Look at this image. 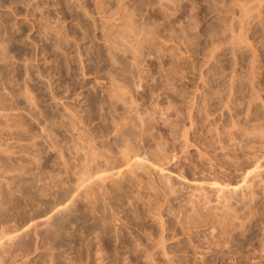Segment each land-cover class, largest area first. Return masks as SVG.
Returning a JSON list of instances; mask_svg holds the SVG:
<instances>
[{"label": "rangeland", "instance_id": "rangeland-1", "mask_svg": "<svg viewBox=\"0 0 264 264\" xmlns=\"http://www.w3.org/2000/svg\"><path fill=\"white\" fill-rule=\"evenodd\" d=\"M118 1L0 0V264H264V0Z\"/></svg>", "mask_w": 264, "mask_h": 264}, {"label": "bare ground", "instance_id": "bare-ground-1", "mask_svg": "<svg viewBox=\"0 0 264 264\" xmlns=\"http://www.w3.org/2000/svg\"><path fill=\"white\" fill-rule=\"evenodd\" d=\"M119 1H120V0H119ZM119 1H118L117 3L120 4L121 2H119ZM116 6H118V4H117ZM118 7H119V6H118ZM119 9H121V8H119ZM145 34H146V33H145ZM143 37H144V35H143ZM143 37H142V38H143ZM144 39H145V38H144ZM129 62H130V61H129ZM133 62H134V61H133ZM127 63H128V62H127ZM138 63H139V62H138ZM128 64H129V63H128ZM129 66H130V64H129ZM136 66H137V65H136ZM138 66H139V65H138ZM123 67H125V66H123ZM126 67H127V66H126ZM130 67H131V66H130ZM128 69H129V67H128ZM126 70H127V69H126ZM133 70H134V69H133ZM135 70L138 71V69H135ZM135 70H134V71H135ZM125 72H126V71H125ZM129 72H130V70H129ZM131 73H132V72H131ZM134 73H135V72H134ZM140 73H141V71H140ZM131 75H132V74H131ZM134 75L136 76V74H134ZM137 76H140V75H138V73H137ZM126 77L128 78L129 76H126ZM130 78H131V80L133 79L131 76H130ZM138 80L141 82L142 79H141V80L138 79ZM111 82H112V78H111ZM129 82H130V80H129ZM113 83H114V82H113ZM109 84H110V83H109ZM129 84H130V83H129ZM132 84H133V83H132ZM139 84H140V83H139ZM141 84H142V83H141ZM112 85H113V84H112ZM121 85H123V84H121ZM116 86H117V84H116ZM132 86H133V85H132ZM109 87H110V86H109ZM119 87H120V86H119ZM134 87H135V85H134ZM137 87H138V86H137ZM112 88H114V85H113ZM117 88H118V87H117ZM119 89H120V88H119ZM130 89H131V88H130ZM133 89H134V88H133ZM135 89H137V88H135ZM112 90H114V89H112ZM110 91H111V90H109V92H110ZM117 91H118V89H117ZM121 91H123V90H121ZM126 91H129V90H126ZM114 93H116V92H114ZM118 93H119V92H118ZM122 93L125 94V91H124V92H121V94H122ZM126 94H127V93H126ZM128 95H129V94H128ZM116 96H117V95H116ZM128 97H131V95L128 96ZM119 98L121 99V97H120V93H119ZM131 99H132V98H131ZM121 100H122V99H121ZM132 100H133V99H132ZM130 102H131V101H130ZM131 103H133V101H132ZM129 105H130V104H129ZM126 107H127V106H126ZM133 108L135 109V106H133ZM136 109H137V108H136ZM130 110H133V109H130ZM130 110H129V111H130ZM137 110H138V109H137ZM129 111H128V112H129ZM128 112H127V113H128ZM137 113H139V112H137ZM137 113L134 112V114H135L134 117H131V116L129 115V116L132 118V120H134L135 116L138 118L139 114H137ZM128 114H129V113H128ZM131 114H132V113H131ZM124 116H125V114H124ZM127 116H128V115H127ZM129 116H128V117H129ZM139 118H140V116H139ZM139 118H138V119H139ZM149 118H150V117H149ZM129 119H130V118H129ZM135 119H136V118H135ZM140 119H141V118H140ZM116 120H117V119H116ZM151 120H152V119H150V121H151ZM119 121H120V120H119ZM122 121H123V120H122ZM126 121H127V120H126ZM134 121H136V120H134ZM148 121H149V119H148ZM150 121H149V122H150ZM128 122H129V121H128ZM137 122H141V121H137ZM126 123H127V122H126ZM118 124H119V123H118ZM118 124H117V125H118ZM122 124H123V123H122ZM127 124H128V123H127ZM130 124H131V123H130ZM132 124H133V122H132ZM136 124H137V123H136ZM142 124H143V122H142ZM149 124H150V123H149ZM151 124H152V122H151ZM112 125H113V124H112ZM124 125H126V124L124 123ZM128 125H129V124H128ZM140 125H141V124H140ZM122 126H123V125H122ZM144 126H145V125H144ZM144 126H143V127H144ZM148 126H149V125H148ZM131 127H132V125H131ZM141 127H142V126H141ZM141 127H140V128H141ZM112 128H113V127H112ZM128 128H129V126H128ZM145 128H146V127H145ZM150 128H151V126H150ZM122 129H123V128H122ZM130 129H132V128H130ZM130 129H128V130L126 129V130H127V131H130V133H132L131 135H133V132H134V131L131 132ZM135 129H137V128H135ZM142 129H143V128H142ZM147 129H148V128H147ZM147 129H145V130H147ZM148 130H149V129H148ZM114 131H115V130H114ZM114 131H113V132H114ZM151 131H152V130H151ZM115 132H116V131H115ZM147 132H148V131H147ZM117 133H118V132H117ZM121 133H122V132H121ZM123 133H124V132H123ZM130 133L128 132V135H129V136H131ZM137 133H138V132H137ZM149 133H150V131H149ZM135 134H136V133H135ZM126 135H127V134H126ZM136 135H137V134H136ZM124 136H125V135H124ZM133 136H135V135H133ZM131 137H132V136H131ZM125 138H127V137H125ZM125 138H124V139H125ZM114 139H115V138H114ZM118 139H119V138H118ZM125 140H126V139H125ZM93 141H94V140H93ZM109 141H110V140H109ZM127 141H129V139H128ZM131 141H132V140H131ZM123 142H124V141H123ZM87 143H88V142H87ZM92 143H93V142H92ZM93 144H94V143H93ZM120 144H122V143H120ZM128 144H129V142H128ZM89 145H90V144H89ZM91 145H92V144H91ZM92 146H93V145H92ZM94 146H95V145H94ZM128 147H129V146H128ZM128 147H127V148H128ZM95 148H96V147H95ZM121 148H122V147H121ZM118 150H120V149H118ZM125 150H126V148H125ZM130 150H131V149H130ZM88 151H89V150H88ZM92 151H93V150H92ZM95 151H96V150H95ZM131 151H132V150H131ZM122 152H124V151H121L120 153H122ZM128 152H129V151H128ZM128 152H127V153H128ZM90 153H91V152H90ZM120 153H119V154H120ZM125 153H126V152H125ZM92 154H93V153H92ZM86 155H87V154H86ZM88 155H89V153H88ZM93 155H94V154H93ZM121 155H124L123 157L126 158V155H127V154H126V155H125V154H121ZM94 157H95V156H94ZM88 158H89V156H88ZM88 158H87V160H88ZM90 158H91V157H90ZM93 159H94V158H93ZM93 159H92V160H93ZM116 159H118V158H116ZM121 159H122V158H121ZM126 159H127V158H126ZM118 160H119V159H118ZM124 160H125V159L123 158L122 161H124ZM127 160H128V159H127ZM122 161H121V162H122ZM125 161H126V160H125ZM119 162H120V161H119ZM0 163H1V160H0ZM81 163H82V161H81ZM105 163H106V162H105ZM116 164H117V163H116ZM122 164H123V163H122ZM86 165H87V164H86ZM86 165H85V166H86ZM125 165H126V164H125ZM0 166H1V165H0ZM81 166H82V164H81ZM87 166H88V165H87ZM127 166H128V165H127ZM127 166H125V167H127ZM83 167H84V166H83ZM111 167H112V166H111ZM111 167H110V168H111ZM125 167H124V168H125ZM81 168H82V167H81ZM113 168H114V167H113ZM103 169H104V168H103ZM133 169H134V168H133ZM97 170H98V169H97ZM95 171H96V170H95ZM101 171H102V170H101ZM128 171H129V170H128ZM79 172H80V171H79ZM82 172H83V170H82ZM76 173H78V172L76 171ZM84 173H85V172H84ZM88 173H90V172H87L86 175H88ZM91 173H92V171H91ZM93 173H94V172H93ZM132 173H133V172H132ZM82 174H83V173H82ZM79 175H80V174H79ZM79 175H78V176H79ZM83 176H84V175H83ZM81 177H82V176H81ZM84 177H85V176H84ZM168 177H169V176H168ZM76 178H77V177H76ZM79 178H80V177H79ZM82 178H83V177H82ZM85 179H86V178H85ZM85 179H84V180H85ZM84 180L82 179V182H83ZM88 180H89V179H88ZM78 181H79V180H78ZM76 182H77V181H76ZM79 182H80V181H79ZM82 182H81V183H82ZM85 183H86V182H85ZM85 183H84V184H85ZM142 183H143V182H142ZM142 183H141V184H142ZM145 184H146V183H145ZM77 185H78V184H77ZM137 185H138V184H137ZM139 185H140V184H139ZM147 185H148V184H147ZM80 186H82V185H80ZM84 186H85V185H84ZM227 207H228V209L231 208L230 206H227ZM227 207H226V208H227ZM229 207H230V208H229ZM228 213H231V212L228 211ZM197 214H198V213H197ZM223 214H224V213H223ZM226 214H227V213H226ZM232 214H233V213H232ZM193 215H194V214H193ZM227 215H228V214H227ZM227 215H226V216H227ZM233 215H234V214H233ZM235 215H236V214H235ZM212 217H213V216H212ZM215 217H216V216H215ZM215 217H214V218H215ZM222 217H223V216H222ZM236 217H237V216H236ZM216 218H217V217H216ZM216 218H215V219H216ZM230 218H231V217H230ZM232 218H233V217H232ZM198 219H199V218H198ZM218 219H220V218H218ZM225 219H226V218H225ZM225 219H224V220H225ZM234 219H235V218H234ZM222 220H223V219H222ZM231 220H232V219H231ZM187 221H188V220H187ZM193 221H195V220H193ZM215 221H216V220H215ZM220 221H221V220H220ZM221 222H222V221H221ZM232 222H233V221H232ZM232 222H231V223H232ZM7 223H8V222H7ZM12 223H13V222H12ZM60 223H61V222H60ZM215 223H216V222H215ZM215 223H214V224H215ZM225 223H227V222H225ZM63 224H64V223H63ZM216 224H217V223H216ZM232 224H233V223H232ZM1 225H2V224H1ZM3 225H4V224H3ZM6 225H7V224H6ZM6 225H5V226H6ZM10 225H11V224H10ZM39 225H42V224H39ZM104 225H105V224H104ZM219 225H220V224H219ZM221 225H222V224H221ZM8 226H9V225H8ZM19 226H20V225H19ZM227 226H228V225H227ZM6 227H7V226H6ZM15 227H16V226H15ZM25 227H26V226H25ZM86 227H87V226H86ZM4 228H5V227H4ZM11 228H12V227H11ZM11 228L9 227V229H11ZM26 228H27V227H26ZM26 228H25V229H26ZM62 228H63V227H62ZM9 229H7V230H9ZM13 229H14V228H13ZM25 229H24V230H25ZM57 229H58V228H57ZM57 229H55V231H56ZM60 229H61V228H60ZM60 229H59V230H60ZM221 229H222V228H221ZM2 230H3V229H2ZM11 231H12V230H11ZM7 232H8V231H7ZM9 232H10V230H9ZM57 232H58V231H57ZM0 233H1V232H0ZM15 234H16V233H15ZM17 234H18V233H17ZM7 235H8V234H7ZM11 235H12V234H11ZM46 235H47V234H46ZM8 236H9V235H8ZM16 237H17V236H16ZM37 237H38V236H37ZM37 237H36V239H37ZM17 238H18V237H17ZM17 238H16V239H17ZM4 239H5V238H4ZM6 239H7V238H6ZM8 239H10V237H9ZM43 239H44V238H43ZM10 240H11V239H10ZM63 240H64V239H63ZM1 241H2V240H1ZM7 241H8V240H7ZM16 241H17V240H16ZM58 241H59V240H58ZM4 242H5V241H4ZM12 243H13V242H12ZM36 243H37V242H36ZM1 244H2V243H1ZM3 244H4V243H3ZM4 245H5V244H4ZM37 246H38V245H37ZM163 247H164V246H163ZM1 248H2V246H1ZM136 248H137V247H136ZM3 249H4V248H3ZM18 249H19V248H18ZM93 249H94V248H93ZM162 249H163V248H162ZM40 250H41V249H40ZM144 250H145V249H144ZM11 251H13V250H11ZM22 251H23V250H22ZM36 251H37V248H36ZM2 252H3V251H2ZM144 252H145V251H144ZM163 252H164V250H163ZM3 253H4V252H3ZM6 253H7V252H6ZM9 253H10V251H9ZM139 253H140V252H139ZM0 254H1V253H0ZM4 254H5V253H4ZM101 254H102V252H101ZM150 254H151V253H150ZM5 255H6V254H5ZM11 256H12V255H11ZM16 256H17V255H16ZM148 256H150V255H148ZM5 257H6V256H5ZM13 257H14V256H13ZM51 257H52V256H51ZM101 257H102V256H101ZM151 257H152V256H151ZM14 258H15V257H14ZM19 258H20V257H19ZM19 258H18V259H19ZM27 258H28V257H27ZM27 258H26V259H27ZM67 258H68V257H67ZM142 258H143V257H142ZM153 258H154V257H153ZM153 258H151V259H153ZM26 259H24V260H26ZM82 259H83V258H82ZM149 259H150V258H149ZM149 259H148V262H150ZM15 260H16V259H15ZM22 260H23V259H22ZM27 260H28V259H27ZM98 260H99V259H98ZM101 260H102V259H101ZM153 260H154V259H153ZM2 262H3V261H2ZM2 262H1V263H2ZM18 262H22V261H18ZM45 262H46V261H45ZM66 262H67V261H66ZM126 262H127V261H126ZM43 263H44V262H43ZM49 263H50V262H49ZM69 263H70V262H69ZM98 263H99V262H98ZM102 263H103V262H102ZM145 263H146V262H145ZM3 264H5V263H3ZM50 264H51V263H50ZM66 264H67V263H66ZM148 264H149V263H148ZM153 264H154V263H153Z\"/></svg>", "mask_w": 264, "mask_h": 264}]
</instances>
